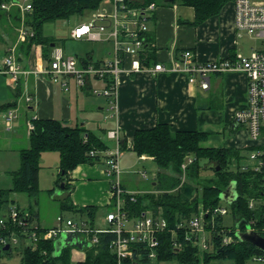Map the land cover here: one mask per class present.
<instances>
[{"label": "crops", "instance_id": "1", "mask_svg": "<svg viewBox=\"0 0 264 264\" xmlns=\"http://www.w3.org/2000/svg\"><path fill=\"white\" fill-rule=\"evenodd\" d=\"M108 1L110 0L104 2ZM128 1L131 3L139 2V0ZM7 3L8 1L3 4L7 5ZM156 6L149 24V37L154 42L155 60L161 61L165 65H168L178 53L186 50L191 51L197 61L210 62L223 57L248 56L254 49L261 47L258 40L236 32L233 2L227 3L217 15L208 18L197 26L188 24L194 18L193 9L190 7H184L178 3ZM2 10L6 15L0 20V49L3 52L0 68H2L4 58L12 54L19 67L24 71H28L27 74L19 77L16 86L9 83L6 75L0 74V77L7 78V86L12 89L14 99L11 102H16L14 108L17 110L20 103L23 104L25 109L24 119L21 123H15L16 118L13 121L11 131L4 129L6 133L15 130L16 132H22V137L26 140L21 138L15 140V144L18 146L25 144L24 148L29 146L27 122L34 119H54L71 128L75 126L85 128L86 131L105 142L108 147L107 150L110 151L116 148V142L105 135L108 141H112L110 143L106 142V139H103L99 132L106 134L109 130L118 129L119 142L124 140L126 144V148L123 150L118 145L120 150L119 162L124 151L136 154L132 150L135 131L149 130L157 124H166L173 132L197 131L205 133L207 139L202 143V146L206 148L244 151L243 156L245 157L240 163L243 167H250L244 163L246 158L254 159L252 156L256 151L264 152L262 150L264 149V135L257 140H253L246 128L237 125L234 120L235 112L246 105L247 77L245 73L235 71L212 74L209 77V88L207 90H202L198 85L191 84L188 81V76L183 72L156 75L142 72L130 76L121 74L117 88V113L114 114L113 111L108 109L105 97L94 95L91 92L93 88L102 89L104 82L91 80L87 86L79 88L71 79L61 77L58 82H53L49 76L42 74L41 70L47 68L49 64L48 59L46 60L44 57V47L34 44L31 46L29 53L24 54L25 47L22 44L26 42L28 37L25 33L29 32V29L25 26V14H21L17 6L14 5ZM15 13L18 14V21H14L12 18V14ZM70 32L68 33L70 40L87 43L86 41L71 39ZM241 37H248L258 43L252 46L247 45V51H244L238 43V39ZM109 50L110 46L107 52H97L96 54L93 50H90L82 55L70 56L80 59L88 58L91 62L98 63L108 57ZM64 81L68 83V91L63 89L62 83ZM26 97L32 98L30 103H26ZM106 103L107 107L105 109ZM104 109L105 112H108L107 114L104 113ZM28 112L31 114L30 116ZM3 113L0 114L1 117ZM24 148L17 151L19 152ZM249 148H254V150L246 151ZM136 156L138 161L154 162L152 157L146 155ZM41 160L40 158V162ZM58 162L59 155L57 162L55 161V166L58 169L57 178L59 175ZM256 164L257 162L250 168L253 169ZM210 166L206 164L207 169ZM129 172H131V168L122 167V174H128ZM122 179L121 186L125 191L138 192L131 186L128 187L126 180ZM154 179L152 182L153 188L155 185ZM56 181H53L54 187L48 189L52 192H47V194L51 200H55L59 205V200L67 193H63L62 189L56 186ZM39 183L38 173V185ZM67 184L71 187L68 200L72 206L77 208L94 206L98 210L106 209L107 213L110 207L109 179L106 175L103 159L94 164L83 163L78 165L69 174ZM155 192L158 191L153 189L149 193ZM83 197H90L88 205H79V202H84ZM78 216L80 218L77 221L84 220V216L80 214ZM104 217L105 215L102 220L105 223ZM67 219L71 218L65 220ZM34 224L43 227L38 222ZM47 226L45 225L44 228H47ZM53 226L55 225L49 227ZM103 228L105 226L98 229ZM68 248L86 252V248L89 247L79 249L69 246Z\"/></svg>", "mask_w": 264, "mask_h": 264}, {"label": "trees", "instance_id": "2", "mask_svg": "<svg viewBox=\"0 0 264 264\" xmlns=\"http://www.w3.org/2000/svg\"><path fill=\"white\" fill-rule=\"evenodd\" d=\"M8 0H0V5ZM105 0H32V11L25 14V26L32 35H28L24 54H28L34 44L44 47V57L50 60V44L55 40L44 35V25L55 24L57 21L66 20L73 15H84L99 8ZM234 0H139L131 3L133 6H144L150 3L155 5H172L178 3L184 7L193 9L194 18L188 24L197 26L208 18L217 15L229 2ZM6 13L0 8V20ZM14 21H18V14H12ZM148 58L155 60L154 42L149 38ZM233 58V57H232ZM18 96V95H17ZM16 96V97H17ZM16 102L0 104V114L7 109L15 107ZM34 129L29 133V146L19 150L20 168L12 173L13 187L8 190L0 189V211L5 210L11 201L10 195L14 193H26L31 199L39 195L38 173L41 154L44 152H57L59 155V175L56 186L63 183V193H67L59 206L63 210H70L82 216L87 215L90 225L93 226L94 217L98 209L94 206L74 207L69 203V191L67 180L69 174L78 165L83 163L94 164L104 158L103 153L108 149L106 143L94 134L80 126L73 128L64 125L54 119L31 120ZM207 139V134L197 131L173 132L166 124H157L149 130H137L133 136L132 150L136 155H146L153 158L157 167L154 179V190L158 194L147 193L136 195L135 202L128 199L125 208L130 217H138L147 209L153 215H161L167 220L168 226L159 236L157 257L154 261L143 260L142 264H157L159 261L172 260L176 264H253L254 257H264L260 251L247 242L239 241L234 235L233 229L223 227L221 215L212 218L215 208L220 205L219 195L231 182L235 183L237 199L229 206L235 222L244 220L254 231L264 236V170L254 171L250 167H243L240 163L245 156L244 151L206 148L202 146ZM120 149L126 148L124 140L119 142ZM249 148L246 151H253ZM264 150V149H262ZM92 153V154H91ZM191 156L193 161L183 172L181 165L186 157ZM205 160L213 172V177L205 183L200 182V161ZM219 167V170L215 169ZM168 173V174H167ZM184 177V179H183ZM183 179V180H182ZM52 190H48L51 193ZM253 202L250 208L249 203ZM143 202L148 203L143 207ZM208 211L205 217V229L209 233L208 251H200L196 246L187 242L182 237V231L178 232L181 242L180 248L173 246L171 231L176 229L177 223L190 219L199 210ZM185 230V228H184ZM239 230L244 231L245 225L239 224ZM2 232H0L1 236ZM224 235H233L234 242L222 245ZM98 243L94 247L86 248V259L77 264H116L115 256L110 248L113 234L99 233ZM69 248L61 250L59 255H54V245L51 242L39 243L32 249H21L20 264H69ZM10 255V250L2 251L0 246V258ZM201 257V259H200Z\"/></svg>", "mask_w": 264, "mask_h": 264}, {"label": "built area", "instance_id": "3", "mask_svg": "<svg viewBox=\"0 0 264 264\" xmlns=\"http://www.w3.org/2000/svg\"><path fill=\"white\" fill-rule=\"evenodd\" d=\"M112 12L106 10L91 12L87 22L76 26L70 32V38L86 42H106L110 45L108 57L98 63H93L88 58L80 59L74 56H65L60 47L54 46L51 50L48 67L41 73L49 76L53 82H58L61 77L71 79L79 88L89 84L91 80L104 82L102 89H91L92 94L106 98L108 109L117 113L116 99L119 77L121 74L136 75L148 73L151 75L161 73L183 72L188 76L191 84L198 85L202 90L209 88V77L212 74L240 71L247 77L246 105L234 114L237 125L244 126L253 140L264 135V0H234V27L236 32L258 40L261 47L254 49L248 56L223 57L210 62H199L191 51L178 53L168 65L161 61H150L149 51V24L156 10V5L150 3L144 6H133L128 0H110ZM17 6L21 14L32 11V0H8L7 5L1 4L0 8ZM25 35H32L27 32ZM28 71L22 70L12 54L3 60L0 74L8 77L9 83L16 86L21 75ZM65 91L69 90L68 83H62ZM31 97H26V103L31 102ZM17 118V110L12 107L3 115V125L6 131L12 130L13 121ZM27 133L33 129L32 121L27 122ZM109 139L116 142L113 151L106 150L103 163L109 180L110 207L105 214V228L98 229L84 220H65L61 216L56 218L53 227H41L33 223V217L12 205L4 212H0V246L30 247L34 249L37 244L54 242L64 233L75 234L80 240L94 247L98 243L99 233H111L113 239L110 243L116 264H142L143 260L154 261L159 247V236L167 229L168 223L161 215H147L143 212L138 217H130L125 208L126 201L135 202L136 193L125 191L121 186L119 167V130L113 129L106 133ZM92 154V153H91ZM254 171L264 170V152L256 151ZM193 161L191 156L186 157L181 165L184 172ZM142 177L146 178L145 172ZM264 185V181H262ZM253 202L249 203V207ZM229 211L227 206L215 208L212 218ZM208 211L202 209L190 219L177 223L176 229L171 231L173 246L181 247L178 232L187 242L196 246L200 251H208L209 233L205 229V217ZM251 223H249L250 225ZM185 228V230H184ZM251 230H254L250 226ZM238 229H233L235 232ZM246 230V229H245ZM244 230V231H245ZM241 231V230H240ZM242 231V232H244ZM233 235H224L222 245L234 242ZM7 251V250H6ZM253 264H264V257H254Z\"/></svg>", "mask_w": 264, "mask_h": 264}, {"label": "rangeland", "instance_id": "4", "mask_svg": "<svg viewBox=\"0 0 264 264\" xmlns=\"http://www.w3.org/2000/svg\"><path fill=\"white\" fill-rule=\"evenodd\" d=\"M260 1V0H255ZM106 10L108 13L112 12V5L109 2L102 3L98 11ZM89 19V14L85 13L84 15L78 16L73 15L70 16L66 20H60L57 21L53 25V36H51L58 47L62 48L64 51L65 56L70 55H82L90 50H93L96 54L107 52L109 49V44L106 42H87V43H78L74 42L69 39L68 33L74 29L76 26L87 22ZM239 45L243 48L244 51H247V45H257V41L250 40L248 37H241L238 39ZM3 59V52L0 49V62ZM7 86V78L0 77V104L11 102V100L14 99V94ZM98 97V96H94ZM99 98V97H98ZM104 98V97H103ZM102 98V99H103ZM105 100V99H103ZM21 107V108H20ZM107 107V103L105 106V109ZM104 113H108L105 112ZM24 106L23 104H18L17 108V119L15 123H21L24 119L23 114L24 112ZM28 115L31 114L28 112ZM3 119L0 116V189L2 190H8L13 187V180H12V173L15 171H18L20 168V156L18 153V149L24 148L23 146H18L15 144V140L18 138H21L23 140H26V138L22 137V132H16L13 131L11 133H6L3 128ZM99 135L106 139L104 133L99 132ZM15 136V137H14ZM106 142L110 143L112 141H108L106 139ZM119 167L120 170H122V167H129L131 168V172L128 174H120V179L126 180L125 182L128 184V187H132L138 192L136 195H143L147 194L151 191H153L152 182L154 179V176L157 172V167L152 161H138L136 154L133 152L124 151V154L122 155ZM58 153L57 152H45L41 156V162L39 164V195L35 199H31L26 193L19 192L14 193L10 195L11 201L9 202L8 207L15 205L20 210H23L27 213H29L33 217L34 223L38 222L43 227L45 225H48L47 227L51 225H55L56 221L55 218L59 215H61L64 219L71 218L77 221L80 217L78 214L71 212L70 210H63L55 200H51L49 195L47 194L48 189L54 187L53 181L57 180V174L58 169L55 166V161L57 162ZM245 164L249 165L250 167H253L256 163V160L251 159L250 157L246 158L244 160ZM59 163V162H58ZM206 164H208L205 160L200 161L201 171H200V182L205 183L207 179H210L213 177V172L210 169L206 168ZM142 172H145L146 178L142 177ZM168 174V173H167ZM108 178V177H107ZM109 179V178H108ZM122 179V180H123ZM184 179V177H183ZM182 179V180H183ZM110 180V179H109ZM158 192H155L153 194H158ZM84 202H79V205L84 206L88 205L90 202L89 198H82ZM148 203L143 202V207H145ZM220 205L227 206L229 209L228 204L225 202H220ZM7 207V208H8ZM6 208V209H7ZM0 211L4 212L6 211ZM230 210V209H229ZM106 213V209H99L94 220V227L95 228H102L105 226V223L103 222L102 218ZM147 215H152L151 210L147 209L145 212ZM83 219L87 222H89L90 218L87 215H84ZM223 227L231 229L235 226L236 222L233 217V214L231 211H228L227 214L223 216ZM236 229V228H235ZM21 246L13 247L10 250V255L5 256L3 258H0V264H20L21 259ZM69 258L68 262L69 264H77L79 262H84L86 259V252L85 251H79L74 248H69ZM201 259V257H200ZM155 262V261H154ZM157 264H176V261L174 259L172 260H163L157 262ZM202 264V260H200V263ZM225 264H231L230 261H226Z\"/></svg>", "mask_w": 264, "mask_h": 264}, {"label": "water", "instance_id": "5", "mask_svg": "<svg viewBox=\"0 0 264 264\" xmlns=\"http://www.w3.org/2000/svg\"><path fill=\"white\" fill-rule=\"evenodd\" d=\"M44 35L47 37L53 36V24H46L44 25ZM55 46L54 43L50 44V47L53 48ZM216 171L219 170V167L215 169ZM64 184H60V188L63 189ZM220 200L224 201L226 204L231 205L237 199V193L235 189V183L231 182L229 186L220 193L219 195ZM243 223L245 225V231L242 232L239 230V224ZM236 232L235 237L241 242H247L259 249L260 251L264 252V236H261L258 232L251 230L250 225L247 224L244 220L235 224ZM54 255L57 256L61 252L62 249L74 246L79 249L83 247H89V244L81 241L75 234L72 233H64L62 234L55 242H54ZM4 251L8 250V246L3 248Z\"/></svg>", "mask_w": 264, "mask_h": 264}]
</instances>
